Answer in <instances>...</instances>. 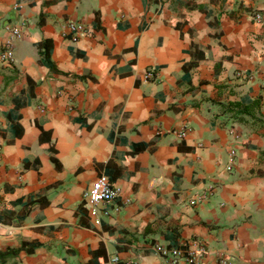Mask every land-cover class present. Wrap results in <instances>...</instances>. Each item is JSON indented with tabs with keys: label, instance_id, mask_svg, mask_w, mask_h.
<instances>
[{
	"label": "crops",
	"instance_id": "crops-1",
	"mask_svg": "<svg viewBox=\"0 0 264 264\" xmlns=\"http://www.w3.org/2000/svg\"><path fill=\"white\" fill-rule=\"evenodd\" d=\"M14 26L0 250L32 246L18 264H162L155 245L195 241L202 264H264V126L213 116L243 98L264 115V0H0V53ZM100 176L119 193L93 208Z\"/></svg>",
	"mask_w": 264,
	"mask_h": 264
},
{
	"label": "built area",
	"instance_id": "built-area-1",
	"mask_svg": "<svg viewBox=\"0 0 264 264\" xmlns=\"http://www.w3.org/2000/svg\"><path fill=\"white\" fill-rule=\"evenodd\" d=\"M252 19L255 21H260V13H254ZM68 29L73 32H79L82 30L81 26L78 23H69ZM10 39L7 41L3 47V50L0 53V62L2 64H10L13 61V41L20 39L22 36L21 30L19 27H12L9 29ZM153 76L152 69H149L145 72L143 78L144 80H149ZM186 135V130L179 132L180 137ZM231 155H234V152H230ZM119 189L117 186L109 182L105 176L98 177L89 189L85 192L84 198L91 207H96L99 204L109 203L115 197H117ZM204 196H197L189 201L190 205H197L202 203ZM106 214V213H104ZM154 251L161 257L162 264H179L181 261H184L186 264H202V260L207 255V248L198 242L190 241L183 242L176 248H165L160 245L154 246ZM119 259L114 258L112 264H118ZM220 264H228L226 259H221Z\"/></svg>",
	"mask_w": 264,
	"mask_h": 264
},
{
	"label": "trees",
	"instance_id": "trees-1",
	"mask_svg": "<svg viewBox=\"0 0 264 264\" xmlns=\"http://www.w3.org/2000/svg\"><path fill=\"white\" fill-rule=\"evenodd\" d=\"M48 43L49 41H44L41 44L43 51L40 52L41 57L39 62L53 69V65L49 60ZM216 109L217 110L213 112L214 118L225 117L232 123L244 126H264V115L262 113L260 98H243L227 103L217 102ZM26 207L29 208L30 204H26ZM178 246V244H172L169 248H176ZM32 249V246L26 247V245H23L19 248L0 250V264H18L16 259L19 254L23 251L31 253Z\"/></svg>",
	"mask_w": 264,
	"mask_h": 264
}]
</instances>
